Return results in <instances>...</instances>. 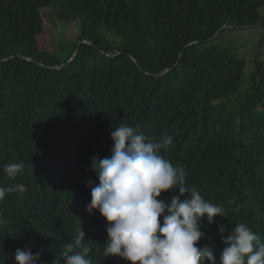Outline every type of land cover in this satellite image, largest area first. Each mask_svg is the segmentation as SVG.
Instances as JSON below:
<instances>
[{
  "label": "trees",
  "instance_id": "obj_1",
  "mask_svg": "<svg viewBox=\"0 0 264 264\" xmlns=\"http://www.w3.org/2000/svg\"><path fill=\"white\" fill-rule=\"evenodd\" d=\"M263 8L264 0H0V188L11 189L0 198V264H17V249L64 264L81 229L93 264H130L103 255L106 221L86 211L87 182L98 183L91 158L110 155L120 123L153 142L172 136L161 154L224 209L202 220L197 245L217 264L221 225L227 236L244 223L264 243V68L256 61L245 75L244 60L213 46L224 27L259 24ZM47 9L79 25L64 60L39 49ZM11 164L22 165L12 176Z\"/></svg>",
  "mask_w": 264,
  "mask_h": 264
},
{
  "label": "clouds",
  "instance_id": "obj_2",
  "mask_svg": "<svg viewBox=\"0 0 264 264\" xmlns=\"http://www.w3.org/2000/svg\"><path fill=\"white\" fill-rule=\"evenodd\" d=\"M110 136V155L91 158L90 170L98 183L87 182L91 200L86 211L89 215L98 211L106 221L103 255L117 256L130 264H217L211 248L197 245L205 237L202 220L212 224L217 215L225 216L224 209L207 201L197 187H187L184 167L161 154L172 145V136L153 142L125 123ZM21 167L11 164L5 171L12 176ZM176 190L178 194L171 199H158L162 192ZM6 191L11 189L0 188V198ZM219 231L225 245L219 264H264V243L246 224H236L227 236L223 225ZM84 239L81 229L63 252L64 264H93ZM15 261L38 264L40 254L17 249Z\"/></svg>",
  "mask_w": 264,
  "mask_h": 264
},
{
  "label": "rangeland",
  "instance_id": "obj_3",
  "mask_svg": "<svg viewBox=\"0 0 264 264\" xmlns=\"http://www.w3.org/2000/svg\"><path fill=\"white\" fill-rule=\"evenodd\" d=\"M42 14L44 33L38 39L39 49L64 60L78 39L79 25L77 22L58 20L54 9L44 10ZM261 14L262 19L255 27L225 30L213 45L230 49L239 59L244 60L245 75L254 70L256 61L264 68V8Z\"/></svg>",
  "mask_w": 264,
  "mask_h": 264
},
{
  "label": "water",
  "instance_id": "obj_4",
  "mask_svg": "<svg viewBox=\"0 0 264 264\" xmlns=\"http://www.w3.org/2000/svg\"><path fill=\"white\" fill-rule=\"evenodd\" d=\"M232 27H229V26H227V27H224V28H222V29H220L216 34H215V36H214V38H216L223 30H228V29H231ZM83 43V42H82ZM187 47V46H186ZM170 70H167L166 72H164V73H167V72H169ZM163 73V74H164Z\"/></svg>",
  "mask_w": 264,
  "mask_h": 264
}]
</instances>
